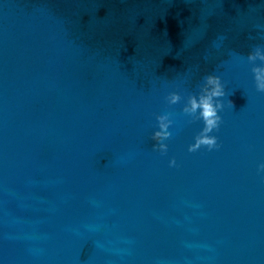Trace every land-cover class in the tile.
<instances>
[{
    "label": "water",
    "instance_id": "obj_1",
    "mask_svg": "<svg viewBox=\"0 0 264 264\" xmlns=\"http://www.w3.org/2000/svg\"><path fill=\"white\" fill-rule=\"evenodd\" d=\"M257 48L264 0H0V264H264Z\"/></svg>",
    "mask_w": 264,
    "mask_h": 264
},
{
    "label": "clouds",
    "instance_id": "obj_2",
    "mask_svg": "<svg viewBox=\"0 0 264 264\" xmlns=\"http://www.w3.org/2000/svg\"><path fill=\"white\" fill-rule=\"evenodd\" d=\"M259 59L264 62V52L259 48L248 54V60L254 61ZM254 86L256 91L264 92V66H254L252 68ZM224 86L220 78L215 75H207L204 77V86L201 89L199 97H189L183 111L187 113H196L199 109L198 116L203 121V128L200 133L194 137V142L188 145V151L192 152L201 146H206L209 150L218 147L216 137L210 133L217 129L220 123V117L217 115V110L221 108L220 102H214V98L224 96ZM168 103H176L180 97L177 93L171 92L166 97ZM231 106V101H228ZM157 128L151 133V139L154 141L152 148L164 153L167 150V144L164 143L170 136L167 130L171 121L166 115L156 117ZM169 166H173L175 161L170 159ZM257 170H264V164H259ZM261 183H264V176H261Z\"/></svg>",
    "mask_w": 264,
    "mask_h": 264
}]
</instances>
